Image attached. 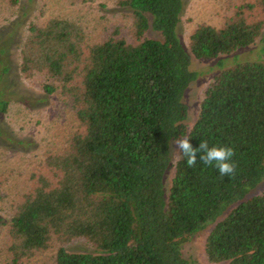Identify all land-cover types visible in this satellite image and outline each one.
Segmentation results:
<instances>
[{
	"label": "trees",
	"instance_id": "16d2710c",
	"mask_svg": "<svg viewBox=\"0 0 264 264\" xmlns=\"http://www.w3.org/2000/svg\"><path fill=\"white\" fill-rule=\"evenodd\" d=\"M118 4L131 10L134 42L116 34L89 42L65 17L28 24L19 70L45 74L44 91L64 94L78 124L61 150L44 156L5 222L6 264H29L48 249L53 264H200L183 246L224 213L205 238L206 258L264 264V35L253 58L227 67L219 59L253 44L263 20H248L239 6L219 27L198 24L187 50L177 31L182 0ZM190 54L217 58L219 71L188 128L183 94L200 75ZM6 106L0 99V112ZM180 137L193 147L229 146L233 173L220 175L199 151L189 165L178 148L172 162ZM77 238L93 250L64 246Z\"/></svg>",
	"mask_w": 264,
	"mask_h": 264
},
{
	"label": "rangeland",
	"instance_id": "374dc122",
	"mask_svg": "<svg viewBox=\"0 0 264 264\" xmlns=\"http://www.w3.org/2000/svg\"><path fill=\"white\" fill-rule=\"evenodd\" d=\"M239 6L243 7L248 20H263L261 34L253 44L221 54L219 59L224 63L223 67H227L236 60L253 58L260 37L264 35V0H182L177 31L184 47L189 50V34L198 24L219 27ZM52 16L79 23L89 42L101 41L113 34L135 41L131 10L119 5L118 0H18L16 5L0 2V99L7 101L6 110L0 112V264H6L8 260L6 249L9 240L5 222L13 213L15 204L21 194L31 188L33 174L42 170L44 156L61 150L78 124L64 94L59 90L52 93L44 91L42 83L49 81L45 74L25 75L19 70L28 24L42 23ZM147 34L159 37L151 29ZM190 56V68L200 75L190 82L183 94L187 106L184 124L188 128L196 119L205 86L219 71L217 58ZM175 141L171 144L172 162L178 152ZM172 174L173 167H170L165 176V188ZM262 187L260 185L255 193H259ZM215 221L189 238L182 249L185 257L200 264H223L210 262L204 251L205 238ZM64 246L71 251L93 250V246L82 238ZM52 256L53 250H44L30 258L29 264H53Z\"/></svg>",
	"mask_w": 264,
	"mask_h": 264
},
{
	"label": "clouds",
	"instance_id": "9594fccd",
	"mask_svg": "<svg viewBox=\"0 0 264 264\" xmlns=\"http://www.w3.org/2000/svg\"><path fill=\"white\" fill-rule=\"evenodd\" d=\"M175 143L189 165L196 162V153L199 151L200 159L214 166L220 175H230L234 171L231 161L232 149L227 145H209L202 142L198 147H193L187 137L177 138Z\"/></svg>",
	"mask_w": 264,
	"mask_h": 264
}]
</instances>
